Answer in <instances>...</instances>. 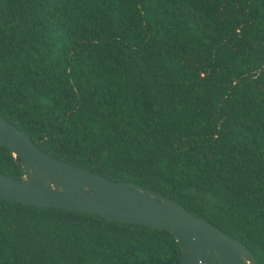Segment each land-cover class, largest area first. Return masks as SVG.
I'll return each mask as SVG.
<instances>
[{"label": "trees", "instance_id": "obj_1", "mask_svg": "<svg viewBox=\"0 0 264 264\" xmlns=\"http://www.w3.org/2000/svg\"><path fill=\"white\" fill-rule=\"evenodd\" d=\"M0 119L172 199L264 264V0H0ZM23 162L0 146V173ZM174 236L0 198V264H181Z\"/></svg>", "mask_w": 264, "mask_h": 264}, {"label": "water", "instance_id": "obj_2", "mask_svg": "<svg viewBox=\"0 0 264 264\" xmlns=\"http://www.w3.org/2000/svg\"><path fill=\"white\" fill-rule=\"evenodd\" d=\"M0 146L23 162L22 179L0 173L3 200L165 230L181 248V264H259L242 242L190 214L176 201L58 160L2 119Z\"/></svg>", "mask_w": 264, "mask_h": 264}]
</instances>
